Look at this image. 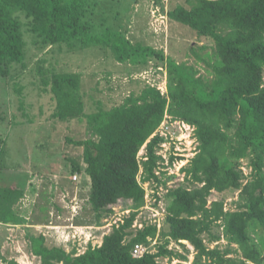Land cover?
I'll return each instance as SVG.
<instances>
[{
  "label": "trees",
  "instance_id": "obj_1",
  "mask_svg": "<svg viewBox=\"0 0 264 264\" xmlns=\"http://www.w3.org/2000/svg\"><path fill=\"white\" fill-rule=\"evenodd\" d=\"M188 3L190 8L178 6L167 15L199 37L213 40V53L200 56L192 48L206 75L194 66L166 58L154 47L134 44L120 28L96 23L90 17L100 5L97 0H0V77H9L15 65L26 61L20 15L30 21L28 32L46 46L70 53L99 48L122 65L148 67L154 63L157 68H166V94L146 86L122 104L107 108L86 94L79 74L46 68L45 58L38 62L39 88L52 107L50 119L88 123L89 139L67 141L83 148L86 167L76 166L72 173L85 172L90 178L89 203L96 225L111 218L115 208L125 202L132 201L135 209L144 205L141 170L144 183H161L156 172L163 161L158 149L164 140L154 135L170 115L195 127L199 154L184 171L204 186L168 192L163 237L190 243L197 253L194 264H264V0ZM1 143L5 146L0 147V222L19 224L21 220L12 208L24 191L5 169L7 142ZM144 147L147 157L141 161L138 156ZM244 159L253 165L252 182L246 186L240 170ZM236 190H242L246 201L238 211L226 213L224 202L215 200L208 207L213 192L224 195ZM137 215L130 214L105 236L101 246H89L83 254L48 248L43 236L32 238L33 253L42 264H161V258L185 259L169 250L170 241L158 253L134 258L135 246L148 244L158 233L155 226L135 229ZM220 220L226 238L238 246L241 258H227L228 254L206 246L204 234Z\"/></svg>",
  "mask_w": 264,
  "mask_h": 264
},
{
  "label": "rangeland",
  "instance_id": "obj_2",
  "mask_svg": "<svg viewBox=\"0 0 264 264\" xmlns=\"http://www.w3.org/2000/svg\"><path fill=\"white\" fill-rule=\"evenodd\" d=\"M97 1L100 5L90 17L96 23L104 28H120L134 44L154 47L163 51L166 58L194 66L201 75H206L204 65L198 63L192 48L200 56L213 53V40L199 37L195 31L172 21L167 15L178 6L190 8L188 0ZM20 17L24 24L27 56L25 64L15 65L9 77H0V140L7 142L5 169L24 195L12 208L21 222H0V264H42L32 250V238L41 236L48 248L58 247L68 253L83 254L89 246H101L115 225L120 226L135 212L138 214L135 229L159 225L157 236L149 238L145 244L150 252L158 253L159 248L170 241L169 250L185 258H161V264H194L197 253L190 243H177L162 234L168 215V192L178 188L193 191L204 186L184 171L199 154L195 127H184L181 121L167 115L165 124L169 130L161 129L163 137L159 134L164 140L158 149L163 161L156 172L161 183L156 180L144 183L141 170L139 182L146 191L144 205L135 209L132 201L125 202L115 208L111 218L97 226L96 215L89 203L90 178L85 172L72 173L76 166L86 167L83 148L67 141V138L89 139L88 123L85 120L61 122L50 119V99L39 88L38 62L45 58L46 68L79 74L86 94L111 108L146 86L156 87L166 94V68H157L154 63L148 67L122 65L99 48L88 52L81 49L71 53L67 49L60 51L44 45L41 39L28 32L30 21L24 15ZM203 47L207 49L202 50ZM88 104H91L90 100ZM4 146V143L0 144L1 148ZM175 152L178 157H174L176 160L172 163ZM146 157L144 147L138 158L144 161ZM240 170L244 175L242 185L246 186L252 182L251 161L242 160ZM213 194L208 207L212 200L224 202L226 213L238 211L246 202L242 190ZM203 239L210 250L218 249L228 254L227 258H241L238 246L230 244L226 238L222 220L215 222ZM203 264L212 263L204 261Z\"/></svg>",
  "mask_w": 264,
  "mask_h": 264
},
{
  "label": "built area",
  "instance_id": "obj_3",
  "mask_svg": "<svg viewBox=\"0 0 264 264\" xmlns=\"http://www.w3.org/2000/svg\"><path fill=\"white\" fill-rule=\"evenodd\" d=\"M166 118H168V116L166 117ZM166 118H165V120H164V122L162 123V125H161V127L159 128V130L157 131V133L154 135V136H156V135H161V129L162 130H164L165 128H166V131L167 130H169V126H167L166 124H165V122H166ZM179 121H181V120H179ZM181 123H183V126L185 127V126H188V127H193V126H190V125H188L187 123H185V122H183V121H181ZM163 134V133H162ZM162 136V135H161ZM160 136V137H161ZM163 137V136H162ZM163 146V145H162ZM173 155L174 156H172V158L173 157H178L177 156V154H176V152H175V154L173 153ZM176 160V159H175ZM175 165V164H174ZM157 225V224H156ZM116 227H119L117 224L115 225ZM157 228H158V230H160V228H159V225H157L156 226ZM146 254H154V253H152V252H150L149 251V248L145 245V244H139V245H136L135 246V248H134V250H133V257L134 258H136V259H140V258H142L143 256H145Z\"/></svg>",
  "mask_w": 264,
  "mask_h": 264
}]
</instances>
